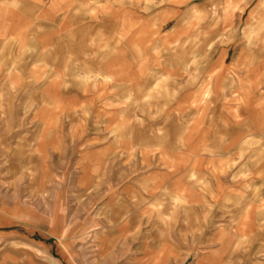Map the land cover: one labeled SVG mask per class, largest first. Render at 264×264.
<instances>
[{"label":"rangeland","instance_id":"rangeland-1","mask_svg":"<svg viewBox=\"0 0 264 264\" xmlns=\"http://www.w3.org/2000/svg\"><path fill=\"white\" fill-rule=\"evenodd\" d=\"M84 8L101 46L0 35V264H264V0ZM188 130L212 174L185 171Z\"/></svg>","mask_w":264,"mask_h":264},{"label":"crops","instance_id":"crops-1","mask_svg":"<svg viewBox=\"0 0 264 264\" xmlns=\"http://www.w3.org/2000/svg\"><path fill=\"white\" fill-rule=\"evenodd\" d=\"M98 0H0V35L12 36V37H27L34 34V36L40 35L41 31L44 32L43 37L45 44L49 41L54 43L53 39H61L62 41L68 39L69 46H101L100 42H95L97 38L96 32H100V13H86L85 5H94ZM94 9V7H92ZM99 10V9H98ZM118 16V17H117ZM130 13L114 14L111 15V19H106V22L121 21L119 25V31L122 35L128 33L129 36H123L125 42L124 46L132 43L131 27L125 23L131 21ZM113 18V19H112ZM258 22H264V13L258 15ZM92 39V40H89ZM108 45V44H107ZM124 50V55L108 59L106 68L108 77L116 80L119 85H125L129 87L131 85L138 84L143 78L145 64L142 62L137 63ZM189 129V127H188ZM186 133V142L188 151H186V157H184L183 166L187 173L199 174H212L211 170L215 156L210 154L205 155L202 152H193L192 142H195L193 133L191 131ZM208 136L204 137V150L210 149L213 145V140ZM190 143V144H189ZM193 144V143H192ZM194 145V144H193ZM203 149V148H202ZM173 152V151H172ZM167 154V153H166ZM167 154L166 157L168 158ZM173 163H171L172 165ZM190 183V182H189ZM208 183H204V190L208 189ZM160 185L156 182L149 184L147 194H139L141 199L158 198L161 195ZM191 183L188 188H191ZM215 190L220 192L221 185L218 180L215 181ZM207 188V189H206ZM202 191V190H201ZM176 196H180L179 192H176ZM200 198L201 195H199ZM239 228V227H238ZM240 236L244 235V231L237 230Z\"/></svg>","mask_w":264,"mask_h":264}]
</instances>
